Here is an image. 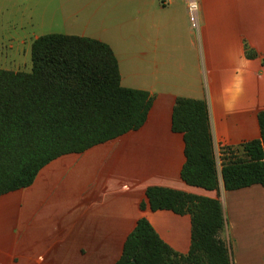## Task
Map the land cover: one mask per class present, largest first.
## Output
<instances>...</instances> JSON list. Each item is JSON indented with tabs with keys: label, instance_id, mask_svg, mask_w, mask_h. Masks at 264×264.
Segmentation results:
<instances>
[{
	"label": "crops",
	"instance_id": "crops-1",
	"mask_svg": "<svg viewBox=\"0 0 264 264\" xmlns=\"http://www.w3.org/2000/svg\"><path fill=\"white\" fill-rule=\"evenodd\" d=\"M192 1L0 0V10L20 6L31 18L89 17L85 21L95 30L77 33L70 30L77 28L74 24L65 33L109 43L119 61L122 84L153 96L147 120L139 129L83 152L63 154L43 166L32 184L0 195V264H114L142 216L174 250L187 253L191 215L141 209L146 189L153 185L218 198L226 218L221 237L233 264H264V186L256 183L227 190L221 173L215 190L186 183L181 176L186 161L184 134L172 128L179 96L205 99L219 172L223 147L261 137L264 0H194L198 4L195 26L189 12ZM111 18H116V25ZM129 25L137 34V49L124 58V71L112 37L104 34L133 32ZM134 131L138 138L133 144L162 145L165 153L125 154L112 149L95 155L89 170L65 171L61 176L57 164L61 159L82 156ZM134 160L140 163L133 172H124V163Z\"/></svg>",
	"mask_w": 264,
	"mask_h": 264
},
{
	"label": "trees",
	"instance_id": "trees-1",
	"mask_svg": "<svg viewBox=\"0 0 264 264\" xmlns=\"http://www.w3.org/2000/svg\"><path fill=\"white\" fill-rule=\"evenodd\" d=\"M31 58V70L0 67V195L32 184L63 154L139 129L153 104L148 91L122 84L118 58L105 41L43 34L34 39ZM258 117L261 137L223 147L219 172L207 101L179 96L172 128L184 134L183 180L215 190L221 173L227 190L264 186V110ZM140 207L191 215L190 249L174 250L142 216L114 264H233L221 237L226 218L218 198L153 185Z\"/></svg>",
	"mask_w": 264,
	"mask_h": 264
},
{
	"label": "rangeland",
	"instance_id": "rangeland-1",
	"mask_svg": "<svg viewBox=\"0 0 264 264\" xmlns=\"http://www.w3.org/2000/svg\"><path fill=\"white\" fill-rule=\"evenodd\" d=\"M26 0H19L23 2ZM65 18L69 21L65 22ZM89 17L79 16L69 17L65 15H55L46 17H35L31 18L27 11L23 10V7L15 6L9 10H0V67L13 69V70H31L32 58L31 49L32 43L35 38L40 35L48 33H65L69 31L67 26L76 25V29H70L71 31H77L81 33L84 29L89 31L95 30L96 27L88 24L85 20ZM113 25H116V18H111ZM133 30V26L129 25ZM89 28L91 30H89ZM117 28V26H115ZM126 29V28H125ZM104 34V33H103ZM105 37H112L113 44L117 49L120 59L122 62L123 70L125 71L124 58L131 56L136 53L137 49V34L131 32L129 29L120 33H114L113 30L104 34ZM164 102V100H162ZM170 130V128H169ZM138 138V134L134 132L120 137L110 143L99 144L93 149L86 151L82 156L71 154L70 156L61 159L57 164H61L60 170L62 171L61 176L65 171L71 170H86L90 169L91 165L95 164V155H104L112 149L114 152H123L125 154H153V153H165V148L162 145L154 148H147V146L135 145L132 143L133 139ZM159 149V150H157ZM80 156V157H78ZM97 160V159H96ZM64 161H67L66 163ZM138 160L124 163V172H133L134 166ZM122 163V162H119ZM140 163V162H138ZM131 165V167H128ZM118 168V172H120ZM127 177V176H126ZM128 185L131 184L132 180L128 176ZM152 178H146V181H151ZM31 190V189H29ZM16 199L20 197V194L13 195ZM155 213H152V217ZM154 218V217H153ZM118 253V252H117Z\"/></svg>",
	"mask_w": 264,
	"mask_h": 264
},
{
	"label": "built area",
	"instance_id": "built-area-1",
	"mask_svg": "<svg viewBox=\"0 0 264 264\" xmlns=\"http://www.w3.org/2000/svg\"><path fill=\"white\" fill-rule=\"evenodd\" d=\"M197 9H198L197 2L194 0L192 2H190V4H189L190 20L194 26L197 23V15H196Z\"/></svg>",
	"mask_w": 264,
	"mask_h": 264
}]
</instances>
